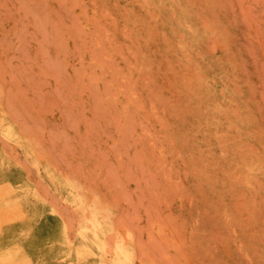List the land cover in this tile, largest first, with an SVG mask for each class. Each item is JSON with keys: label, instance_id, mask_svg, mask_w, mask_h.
<instances>
[{"label": "rangeland", "instance_id": "374dc122", "mask_svg": "<svg viewBox=\"0 0 264 264\" xmlns=\"http://www.w3.org/2000/svg\"><path fill=\"white\" fill-rule=\"evenodd\" d=\"M0 264H264V0H0Z\"/></svg>", "mask_w": 264, "mask_h": 264}]
</instances>
